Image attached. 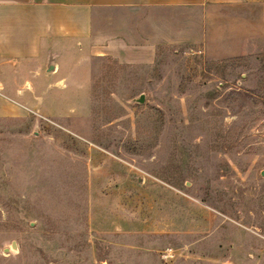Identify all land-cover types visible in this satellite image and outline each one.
Segmentation results:
<instances>
[{
  "label": "rangeland",
  "instance_id": "1",
  "mask_svg": "<svg viewBox=\"0 0 264 264\" xmlns=\"http://www.w3.org/2000/svg\"><path fill=\"white\" fill-rule=\"evenodd\" d=\"M215 47L0 76V264H264V51Z\"/></svg>",
  "mask_w": 264,
  "mask_h": 264
},
{
  "label": "crops",
  "instance_id": "2",
  "mask_svg": "<svg viewBox=\"0 0 264 264\" xmlns=\"http://www.w3.org/2000/svg\"><path fill=\"white\" fill-rule=\"evenodd\" d=\"M182 43L215 44V57L264 51V0H0V76L30 81L50 61L47 75L64 77L49 85L87 87L94 57L147 63ZM9 83L0 77V90L27 89Z\"/></svg>",
  "mask_w": 264,
  "mask_h": 264
}]
</instances>
